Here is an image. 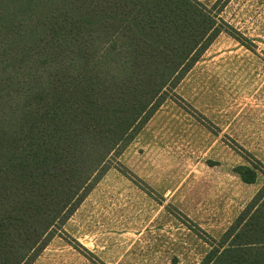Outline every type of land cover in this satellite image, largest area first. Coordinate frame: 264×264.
<instances>
[{"label": "trees", "instance_id": "1", "mask_svg": "<svg viewBox=\"0 0 264 264\" xmlns=\"http://www.w3.org/2000/svg\"><path fill=\"white\" fill-rule=\"evenodd\" d=\"M220 31L196 0H0V264L33 262ZM208 245L264 264V182Z\"/></svg>", "mask_w": 264, "mask_h": 264}, {"label": "rangeland", "instance_id": "2", "mask_svg": "<svg viewBox=\"0 0 264 264\" xmlns=\"http://www.w3.org/2000/svg\"><path fill=\"white\" fill-rule=\"evenodd\" d=\"M196 1L220 33L31 264H198L263 184L264 0Z\"/></svg>", "mask_w": 264, "mask_h": 264}]
</instances>
